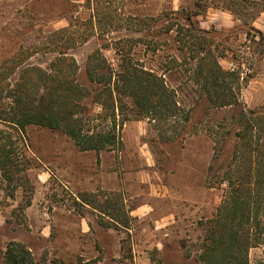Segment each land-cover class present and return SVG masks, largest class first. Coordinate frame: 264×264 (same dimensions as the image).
Wrapping results in <instances>:
<instances>
[{
	"label": "rangeland",
	"instance_id": "obj_1",
	"mask_svg": "<svg viewBox=\"0 0 264 264\" xmlns=\"http://www.w3.org/2000/svg\"><path fill=\"white\" fill-rule=\"evenodd\" d=\"M206 51L228 73L231 106L215 107L202 88ZM61 58L76 62L68 77L89 93L86 130L117 142L84 152L60 131L0 121L14 176L0 169V256L16 242L42 264H200L219 177L249 154L236 151V134L247 119L264 126V0H0V95L23 68L56 72ZM124 62L164 79L174 116L138 114L111 93ZM28 79L38 99L43 84ZM249 260L264 264L263 248Z\"/></svg>",
	"mask_w": 264,
	"mask_h": 264
},
{
	"label": "trees",
	"instance_id": "obj_2",
	"mask_svg": "<svg viewBox=\"0 0 264 264\" xmlns=\"http://www.w3.org/2000/svg\"><path fill=\"white\" fill-rule=\"evenodd\" d=\"M181 43L183 48L188 44L182 39ZM61 60L65 61V65L56 72L23 68L13 85L5 84L2 88L5 95H0V121L21 132L29 126L60 131L84 152L106 150L117 142V137L112 132L90 133L86 130V121L80 116L81 100L89 93L75 79L68 77L71 72L76 75V62ZM199 62L202 88L208 100L218 108L231 106L232 97L226 94L225 89L228 73L222 69L218 59L211 51H206ZM87 69L90 74L95 72V78L91 75L94 82H102L101 75L90 67ZM32 72L37 73L38 82L43 84L38 99L30 93L28 75ZM115 77L111 93L130 98L138 114L163 111L173 116L176 114L177 102L173 91L155 73L124 62ZM113 78L108 79L109 83ZM261 123H256V120L252 123L247 119L245 127L236 134V151L245 150L249 154L245 156L243 153L239 157L238 170L233 171L231 169L234 168L228 165L219 177L224 196L215 218L207 224L200 264H250L251 250L262 247L264 251V126L261 127ZM255 135L256 141H252ZM10 162L6 155L0 153L2 174L12 182L14 176ZM111 220L105 223L107 227L116 226V221ZM0 257V264H42L34 259L26 246L16 242L9 243ZM51 264L65 263L57 260Z\"/></svg>",
	"mask_w": 264,
	"mask_h": 264
}]
</instances>
